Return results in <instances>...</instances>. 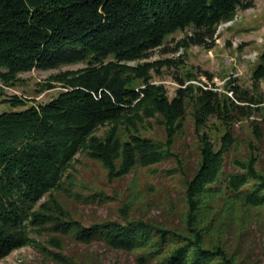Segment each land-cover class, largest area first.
Instances as JSON below:
<instances>
[{
	"label": "trees",
	"instance_id": "trees-1",
	"mask_svg": "<svg viewBox=\"0 0 264 264\" xmlns=\"http://www.w3.org/2000/svg\"><path fill=\"white\" fill-rule=\"evenodd\" d=\"M253 4L0 0V96L5 87L22 80L21 73L85 64L52 74L42 87L58 83L60 91L45 103L28 105L18 95L5 99L27 107L0 113V259L33 243L61 264H90L64 252L67 236L133 253L136 264H250L240 245L251 223L264 218L260 146L246 140L249 153L231 158L233 170L227 160L239 147L235 124L259 113L264 99L234 82L220 90L210 84L214 74L209 70L178 76L179 87L170 97L163 84L151 81L158 61L128 62L148 58L178 32L185 35L177 49L198 45L210 50L220 24ZM199 76L208 81L195 82ZM253 80L258 88L264 80V53ZM212 118L225 128L218 148L209 131ZM188 121L195 135L189 146L197 153L192 174L189 156L177 148ZM255 122V135L261 139L263 130ZM103 126L108 128L99 134ZM156 127L162 136L148 134ZM84 157L106 170L109 183L140 167L172 178L181 196L163 201L171 221L135 212L144 209L142 200L137 205L136 193L119 199L82 185L76 165ZM167 161L173 164L157 167ZM60 195L86 204L122 203L117 217L85 224ZM31 231L53 235L43 244ZM231 231L236 234L233 245L227 237Z\"/></svg>",
	"mask_w": 264,
	"mask_h": 264
},
{
	"label": "rangeland",
	"instance_id": "rangeland-1",
	"mask_svg": "<svg viewBox=\"0 0 264 264\" xmlns=\"http://www.w3.org/2000/svg\"><path fill=\"white\" fill-rule=\"evenodd\" d=\"M217 34L216 44L210 50L198 45L177 49V41L185 35L184 32H178L171 35L164 46L152 51L148 58L130 61L128 64L137 65L146 61H158V68L155 67L151 70V81L163 84L170 97L175 96L179 87L178 76H187L189 73L199 74L201 70H209L214 74V80L210 84L215 83L220 90H226L231 82H234L243 87L254 89L255 92L259 93V97L264 99V80L259 83V88L253 80V72L261 62V55L264 53V0H254L253 6L246 9L239 8L233 20L220 24ZM165 48L170 50L165 51ZM84 66V63H75L55 69L35 68L32 71L21 73L22 80L18 84L4 88L5 95L0 96V113L22 110L27 107L25 105L13 106L5 100L13 95L28 99V105L49 101L59 93V84L55 83L58 86L55 88L42 87V84L47 82L52 74L76 70ZM198 79L195 82L208 81L205 76H199ZM0 86H3L1 80ZM260 107L261 111L252 118H246L235 124V135L239 141V147L230 152L227 160L228 169H234L233 164L230 163L231 158L249 153V148L245 142L250 139L260 146L261 161L264 165V103ZM252 119H255V123L263 130L261 139H257L255 135ZM210 123L213 125L209 131L216 148H218L225 128L217 118H212ZM191 124V121L187 122L185 138L177 142V148L189 156L188 164L192 174L197 165V153L189 146L195 140ZM107 128L108 126L101 127L98 133L104 134ZM157 133L162 136L161 128L156 127L148 132L149 135H156ZM172 164V161H167L157 165V167L166 168ZM76 167L82 185H89L98 190L104 189L112 195H117L119 199H126L129 193H136L139 197L137 205L142 200L144 209L141 211L134 208L135 212L147 214L149 217L160 221H171V216L164 207L163 201H168L170 197L179 201L181 196L180 188L176 187L172 178L157 174L150 168L140 167L124 178L109 183L106 170L97 162L88 160L87 157L82 158ZM60 197L85 224L96 219L117 217V207L122 203L121 200L117 199L107 204H86L63 195ZM233 232L227 234L231 245L235 242L236 237ZM52 235L49 232L40 234L31 231V236L43 244H46ZM63 239L64 252L81 261H87L90 264H136V256L133 253L110 248L101 241L81 243L67 236H63ZM49 248L55 249L51 245ZM240 250L242 256L250 264H264V218L255 219L244 232ZM0 264L61 263L46 254L40 246L29 243L0 259Z\"/></svg>",
	"mask_w": 264,
	"mask_h": 264
}]
</instances>
